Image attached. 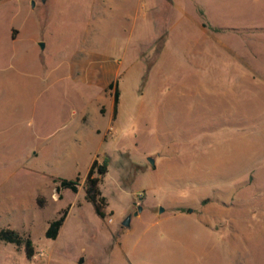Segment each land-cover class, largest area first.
I'll return each mask as SVG.
<instances>
[{
	"label": "rangeland",
	"instance_id": "obj_1",
	"mask_svg": "<svg viewBox=\"0 0 264 264\" xmlns=\"http://www.w3.org/2000/svg\"><path fill=\"white\" fill-rule=\"evenodd\" d=\"M3 227L0 264H264V0H0Z\"/></svg>",
	"mask_w": 264,
	"mask_h": 264
},
{
	"label": "trees",
	"instance_id": "obj_2",
	"mask_svg": "<svg viewBox=\"0 0 264 264\" xmlns=\"http://www.w3.org/2000/svg\"><path fill=\"white\" fill-rule=\"evenodd\" d=\"M214 30H221V28L215 27ZM108 88H114L113 91V115L116 114L117 105L119 102V88L117 81L110 82ZM109 159L107 156H104L101 160L94 158L87 170L85 179H84V198L87 201L92 202L96 214L99 216H105L106 212L104 208L107 205L106 197L102 194L100 189V183L103 179L104 174L108 169ZM78 180L79 177L75 179H66L62 178L56 180L58 183L56 185V192H59L60 189L68 188L72 192L76 193L78 191ZM60 197V195H59ZM39 204H41V199H38ZM68 208L63 209L56 218L48 222L47 228L45 230V237L49 239H55L58 235L60 228L62 227L64 220L66 218ZM10 243L17 248H23L25 256L30 259L35 254V247L33 241L29 234L20 233L19 231L10 228L3 227L0 228V243Z\"/></svg>",
	"mask_w": 264,
	"mask_h": 264
},
{
	"label": "water",
	"instance_id": "obj_3",
	"mask_svg": "<svg viewBox=\"0 0 264 264\" xmlns=\"http://www.w3.org/2000/svg\"><path fill=\"white\" fill-rule=\"evenodd\" d=\"M42 1H45V0H42ZM39 46H40L41 48H43V47H44V43H43V42H40V43H39ZM150 161L153 162L152 159H150ZM137 209H138V210H141V207L138 206ZM162 210H163V209L161 208L160 211H162ZM134 214L136 215L137 212H135ZM129 222H130V215H128V216L122 221V224H123L124 226H128V225H129Z\"/></svg>",
	"mask_w": 264,
	"mask_h": 264
},
{
	"label": "crops",
	"instance_id": "obj_4",
	"mask_svg": "<svg viewBox=\"0 0 264 264\" xmlns=\"http://www.w3.org/2000/svg\"><path fill=\"white\" fill-rule=\"evenodd\" d=\"M13 29L18 30L16 35H13ZM18 34H19V29L17 27H14V26L11 27V37L13 39H16V37L18 36Z\"/></svg>",
	"mask_w": 264,
	"mask_h": 264
}]
</instances>
